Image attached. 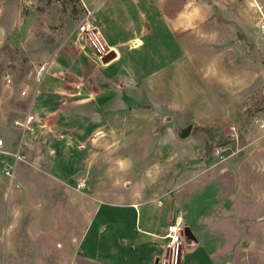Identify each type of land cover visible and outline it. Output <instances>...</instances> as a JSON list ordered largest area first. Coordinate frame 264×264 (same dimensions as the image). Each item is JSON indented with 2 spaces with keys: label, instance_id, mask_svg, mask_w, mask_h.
Masks as SVG:
<instances>
[{
  "label": "rangeland",
  "instance_id": "rangeland-1",
  "mask_svg": "<svg viewBox=\"0 0 264 264\" xmlns=\"http://www.w3.org/2000/svg\"><path fill=\"white\" fill-rule=\"evenodd\" d=\"M101 1L0 0V264H103L77 251L18 255L35 230L64 238V185L77 190L82 181L119 213L146 195L160 205L164 231L175 221L189 227L195 240L185 241L181 264H264V130L256 122H264V0L258 9L245 0H160V42L142 38L149 55L129 58L150 80L140 82L142 94L114 95L120 81H103L107 55L77 32L88 12L100 32ZM192 37L210 45L206 60L195 48L190 62L177 43ZM98 80L111 103L68 93ZM28 112L34 119L22 129L15 121ZM82 223L75 219L78 231Z\"/></svg>",
  "mask_w": 264,
  "mask_h": 264
},
{
  "label": "crops",
  "instance_id": "crops-1",
  "mask_svg": "<svg viewBox=\"0 0 264 264\" xmlns=\"http://www.w3.org/2000/svg\"><path fill=\"white\" fill-rule=\"evenodd\" d=\"M245 4L244 7L248 8L253 6L258 9L259 7L256 0H245ZM96 13L102 37L115 54V57L104 66V69H107V76L104 75L103 81L108 78H117L120 81V86L111 84L114 91L110 94H134V92L142 94V91H138V89L143 88L140 82L144 81L146 77L149 79V76L144 73L145 71L142 68L132 69V61L129 58L141 59L138 58L140 55H149L147 50L142 51V47L145 45L142 38L154 40L157 37V42H160V0H103L99 3ZM179 18L176 17L175 23L178 24L179 21L185 19L183 17V19L178 20ZM183 35L189 37L186 34ZM192 38L193 41L187 47L184 46V42L181 43L178 38L176 39L180 48L182 47L184 51L189 50L190 62L195 59V48H204V56L201 57L206 60L210 56L206 51L207 48L210 49V45L208 47L204 39ZM201 43H203V46ZM157 51L160 53V43H157ZM203 75L204 80L212 78L211 73ZM100 82V87H98L97 84ZM148 83L151 84L150 81ZM104 84L101 80H98L94 82L91 90L77 86L68 93L73 96L94 94L93 98L89 99L94 106L96 104L100 107L106 105L107 101L112 102L103 93ZM155 84L156 87L153 93H156V89L159 93V82ZM153 87V85H146V89ZM45 94L49 95L48 92H44L43 97ZM97 97L99 98L97 99ZM124 104L125 101L115 102V105H118L117 109L125 107ZM110 107H113V105ZM76 138L78 139L76 142L81 143L80 139ZM79 149L78 152L81 151ZM64 187L63 192H66L61 202L62 205L66 204L68 209L61 212H66L67 216L66 222L62 223L66 226L62 227L63 233L66 231V236L61 233L64 236L61 240L51 237L52 232L50 230V233L41 237V232L35 230V233L27 234L29 239L27 244L19 243L18 255L22 258L26 253L28 255L31 250L37 253L32 255L33 259L50 252L65 256L77 251L82 253L83 257L86 256L103 264H153L154 258L160 256L164 244L161 236L165 231L162 228L163 224H160V205H150L154 203L151 201V197L142 195L144 197H141L140 200L136 199V202L132 200L126 203V212L122 214L118 212L117 204L110 198L104 200L100 198V188H89L94 195H97L94 196L90 195V191H85V189L78 188L75 190L74 184L66 183ZM29 211L31 212L29 216L30 224H37L35 228H39V224L42 223L41 220L37 219L34 211ZM79 218L82 219L83 223L78 231V227L75 226V219ZM18 219L23 218L21 216L16 220ZM19 234L21 233H16L21 237L22 235ZM87 240H91L92 244L90 245ZM182 264H185L184 261Z\"/></svg>",
  "mask_w": 264,
  "mask_h": 264
},
{
  "label": "built area",
  "instance_id": "built-area-1",
  "mask_svg": "<svg viewBox=\"0 0 264 264\" xmlns=\"http://www.w3.org/2000/svg\"><path fill=\"white\" fill-rule=\"evenodd\" d=\"M85 17L77 25V32L81 37H83L91 51L102 58V56L108 55L113 49L108 46V44L103 39L100 32L97 30L94 20L90 18V12H88ZM262 30H264V21L262 20L259 25ZM34 119V115L31 112H28L23 119L16 120L15 124L20 126L22 129H26L29 124ZM258 126L264 130V122L256 120ZM3 140L0 138V146L2 145ZM10 171H7L9 173ZM85 182L82 181L78 183V188H83ZM164 240V251L161 259V264H181L183 259L184 247H185V238L183 235V227L179 221L169 223L165 229V233L161 236Z\"/></svg>",
  "mask_w": 264,
  "mask_h": 264
},
{
  "label": "water",
  "instance_id": "water-1",
  "mask_svg": "<svg viewBox=\"0 0 264 264\" xmlns=\"http://www.w3.org/2000/svg\"><path fill=\"white\" fill-rule=\"evenodd\" d=\"M114 57H115V54L112 52V53L108 54L106 57H104L102 59V62L106 63V62L112 60ZM187 131H188V127L182 131V134L183 135L186 134ZM183 235H184L185 241H187V239L195 240V238L193 237V234H192L189 227L183 228Z\"/></svg>",
  "mask_w": 264,
  "mask_h": 264
},
{
  "label": "bare ground",
  "instance_id": "bare-ground-1",
  "mask_svg": "<svg viewBox=\"0 0 264 264\" xmlns=\"http://www.w3.org/2000/svg\"><path fill=\"white\" fill-rule=\"evenodd\" d=\"M184 258V257H183Z\"/></svg>",
  "mask_w": 264,
  "mask_h": 264
}]
</instances>
